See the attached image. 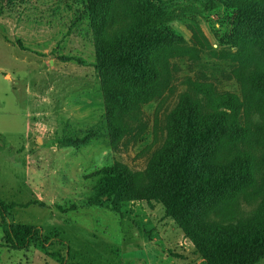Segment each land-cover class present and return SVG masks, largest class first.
Here are the masks:
<instances>
[{
    "label": "rangeland",
    "instance_id": "rangeland-1",
    "mask_svg": "<svg viewBox=\"0 0 264 264\" xmlns=\"http://www.w3.org/2000/svg\"><path fill=\"white\" fill-rule=\"evenodd\" d=\"M156 5L170 8L164 26L183 42L168 61V78L140 94L141 123L125 119L128 133L113 147L105 137L107 99L93 67L95 33L85 0H0V201L46 205L12 211L14 224L38 229L45 249L5 246L0 225V264H201L193 240L159 202L129 199L118 212L90 203L93 175L105 167L122 164L143 178L189 83L245 93L227 10L206 11L195 0ZM242 122L259 147V173L232 207L211 215L217 225L233 226L232 215L244 218L264 197V103ZM87 131L102 137L75 146Z\"/></svg>",
    "mask_w": 264,
    "mask_h": 264
},
{
    "label": "trees",
    "instance_id": "trees-1",
    "mask_svg": "<svg viewBox=\"0 0 264 264\" xmlns=\"http://www.w3.org/2000/svg\"><path fill=\"white\" fill-rule=\"evenodd\" d=\"M195 1L206 11L223 7L234 17L229 43L239 50L243 97L218 92L212 84L189 83V92L167 118L165 142L143 178L136 179L122 164L105 167L93 175L90 203L118 212V204L129 199L155 200L193 240L201 264H259L264 260V197L244 218L232 215L233 226L208 219L220 208L232 207L258 177L255 151L259 147L242 121L264 103V0ZM158 2L85 0L95 33L93 67L107 99L105 137L113 147L128 133L125 119L141 123L140 94L168 78V61L183 42L164 26L170 8L157 6ZM100 137L87 131L75 146ZM245 144L249 147L243 148ZM31 206L46 208L38 200L23 206L0 201L3 241L15 251L34 244L45 249L38 229L12 222L14 208Z\"/></svg>",
    "mask_w": 264,
    "mask_h": 264
}]
</instances>
